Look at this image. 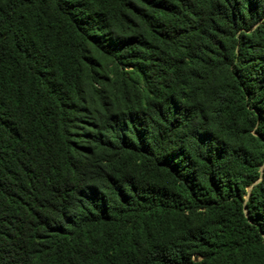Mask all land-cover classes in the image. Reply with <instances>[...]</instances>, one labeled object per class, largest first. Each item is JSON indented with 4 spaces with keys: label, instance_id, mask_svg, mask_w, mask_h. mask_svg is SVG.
Listing matches in <instances>:
<instances>
[{
    "label": "trees",
    "instance_id": "trees-1",
    "mask_svg": "<svg viewBox=\"0 0 264 264\" xmlns=\"http://www.w3.org/2000/svg\"><path fill=\"white\" fill-rule=\"evenodd\" d=\"M0 264H264V0H0Z\"/></svg>",
    "mask_w": 264,
    "mask_h": 264
}]
</instances>
